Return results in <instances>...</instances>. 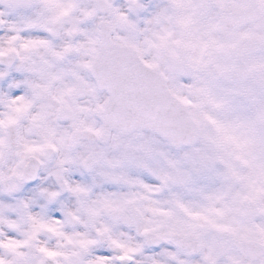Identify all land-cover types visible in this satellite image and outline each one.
I'll list each match as a JSON object with an SVG mask.
<instances>
[{"label":"clouds","instance_id":"clouds-1","mask_svg":"<svg viewBox=\"0 0 264 264\" xmlns=\"http://www.w3.org/2000/svg\"><path fill=\"white\" fill-rule=\"evenodd\" d=\"M109 3L82 0L81 8L95 13L73 12L79 31L71 32L67 17L56 20L57 0H0V84L11 77L8 83L20 85L0 92V262L96 264L103 251L114 258L127 252L115 264H206L207 249L165 254L174 238L162 222L187 219L183 204L225 211L210 213L223 229L205 230L223 242L217 264H231L230 255L254 244L257 227L264 228V199L233 201L238 184L222 199H208L227 192L230 181L219 160L216 171L197 170L216 154L210 137L222 118L208 94L227 82L213 78L200 46L202 25L221 10L208 0L203 18L183 29L155 20L157 6L171 0H141L139 10L130 0ZM226 15L230 30L261 23L245 9ZM248 58L264 61V46L251 47ZM25 81L46 91L36 95Z\"/></svg>","mask_w":264,"mask_h":264},{"label":"snow or ice","instance_id":"snow-or-ice-1","mask_svg":"<svg viewBox=\"0 0 264 264\" xmlns=\"http://www.w3.org/2000/svg\"><path fill=\"white\" fill-rule=\"evenodd\" d=\"M81 3L82 0H57L59 13L56 20L67 17L68 22L71 23V32L79 31L73 12L80 10L87 17L95 13V7L84 9L81 8ZM100 6L111 7V4L109 0H97V7ZM215 6L221 11L210 22L202 25L204 38L200 40V46L208 53L209 59L206 64L213 66V78L227 83L208 94V102L215 106L222 114V118L214 121L216 132L210 137L216 145V154L212 158L201 159L197 170L216 171V161L219 160L224 166L220 175L230 181L227 192L218 194L214 198L208 197V199L220 200L232 192L234 184H238L240 190L233 193V201L241 198L243 201L259 202L264 199V131H261L264 129V61L249 59L248 51L255 45L264 46V0H241L239 3L237 0H215ZM129 7L139 10L143 4L141 0H130ZM208 7V0H171L170 5L157 6L155 20L159 22L167 19L174 21L183 29H188L203 18ZM240 9L247 10L254 20L261 22L259 29L241 32L235 28L231 30L227 28L229 17L226 13H235ZM113 12L120 18H124L120 9L114 8ZM137 14H139L138 11ZM13 39H19V37ZM8 43L11 45L13 41L9 40ZM27 46L25 44V47ZM14 50L11 47L8 49V51ZM68 50L69 48L65 49V51ZM4 51L0 48V54ZM54 54L63 55L60 52ZM4 76V73H0V78ZM113 79L119 80L118 72H114ZM8 80H11V77ZM8 80H5L4 84H7L10 89H19L20 85L15 81L8 83ZM24 83L26 86L38 89L36 95L46 91V85L32 84L31 81ZM4 84H0V92L3 91ZM5 100L6 97L0 95V102ZM240 112L244 113L242 117L235 120L227 118L229 114ZM10 122H12L11 119ZM229 145H235V149L229 151ZM233 156L241 161V166L233 165L231 159ZM162 178L167 179V177ZM177 179L184 182L185 177L181 176ZM143 186L150 192L158 190L147 184ZM181 207H184L187 219L162 222L169 229L168 235L174 238L168 243L165 254L172 255L173 249L179 251L198 247L207 249L204 257L206 264H217V256L225 251L223 242L218 236L210 234L205 229H223L225 226L217 223L210 213L224 216L225 211L210 207L203 212H194L183 204ZM259 210L264 211V208ZM158 211L164 215H171L163 210ZM254 240V244L243 248L239 254L230 255L231 264H264V228L257 227ZM6 246L18 248L20 245L16 241H9ZM39 251L49 257L57 255L44 247H41ZM98 257L96 264H115L116 261L128 259L127 252L123 256L114 258L111 253L101 251Z\"/></svg>","mask_w":264,"mask_h":264}]
</instances>
